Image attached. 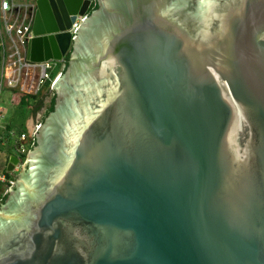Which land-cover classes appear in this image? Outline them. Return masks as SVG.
Segmentation results:
<instances>
[{
    "label": "water",
    "instance_id": "1",
    "mask_svg": "<svg viewBox=\"0 0 264 264\" xmlns=\"http://www.w3.org/2000/svg\"><path fill=\"white\" fill-rule=\"evenodd\" d=\"M97 3L36 0L27 58L66 69L0 264H264V0Z\"/></svg>",
    "mask_w": 264,
    "mask_h": 264
},
{
    "label": "built area",
    "instance_id": "2",
    "mask_svg": "<svg viewBox=\"0 0 264 264\" xmlns=\"http://www.w3.org/2000/svg\"><path fill=\"white\" fill-rule=\"evenodd\" d=\"M37 12L36 0H0V129L6 117L2 95L16 91L26 96H41L46 99L55 95L54 85L62 77L66 62H31L27 58L28 45L33 39V25ZM85 17H77L69 33L72 39ZM57 64V68H56ZM62 65L59 67V65ZM51 97V98H50ZM42 123L33 125L31 132L20 135L17 151L23 156L36 144V132ZM12 134V133H11ZM14 179L0 176L6 194L13 186Z\"/></svg>",
    "mask_w": 264,
    "mask_h": 264
},
{
    "label": "rangeland",
    "instance_id": "3",
    "mask_svg": "<svg viewBox=\"0 0 264 264\" xmlns=\"http://www.w3.org/2000/svg\"><path fill=\"white\" fill-rule=\"evenodd\" d=\"M23 1H28L29 2L31 0H23ZM61 66L62 65L60 64L59 67H61ZM57 67L58 66L56 64V68ZM10 97H11V95L8 94V93H4L2 95V99L7 102L6 105H4V106L6 108H9V112L11 111L10 114H13V113H15V109H11L10 105L9 106L7 105L8 104V100L10 99ZM49 103H50V99L49 98L44 99V107L40 111V113H38V115L36 117H33V116L29 117V119H28V127L29 128H32L33 125L36 124L37 122L43 123V119H44L46 111H47V109L49 107ZM24 116H26V113H23V111L17 114L15 128L13 130V133L10 134V136H8L7 140H6V138H4V136L6 137V135H4V130H2V129L0 130V139H4L3 143H5L3 147L0 146V150L1 151L3 150L5 152H7V153H11V155L17 156L19 158V160H20V164H21L20 168H16L13 174H9L10 177L15 180L14 183L18 179L20 173L22 172V170H23V168L25 166V163L27 161V157H28V153H27L25 158L22 159V156L18 153L17 149L15 150L16 144H18L20 135L23 132L21 124H22V121L24 119ZM8 125H9V123H8ZM6 126H7V124H6ZM30 152H32V150ZM6 161H7V158H5L3 160L2 156L0 155V171H1V173H4L5 171H7L6 170L7 166H5ZM8 193H9V191H8ZM5 194H6V189H4L2 192H0V202L6 196Z\"/></svg>",
    "mask_w": 264,
    "mask_h": 264
},
{
    "label": "trees",
    "instance_id": "4",
    "mask_svg": "<svg viewBox=\"0 0 264 264\" xmlns=\"http://www.w3.org/2000/svg\"><path fill=\"white\" fill-rule=\"evenodd\" d=\"M98 6L97 0H95V6L93 8L92 11L96 10ZM8 94L11 95L9 102H10V106L12 108L15 109V115L17 116L18 113L22 112L26 113V116H24V119L22 121V130L23 132L21 134L27 133V127H26V120L30 117H36L38 115V113H40V111L43 109L44 107V98H42L41 96H26V95H22L16 91H8ZM56 96L54 95L49 103V107L46 111L45 117L43 119V121L48 117L49 114L53 113L55 110V98ZM28 115V116H27ZM15 123L13 122L11 124H9L7 126V132H6V137L9 136V133L14 130L15 128ZM1 142V140H0ZM35 146H37V144H35ZM16 149V147H15ZM26 155L22 156V159L25 158ZM7 170V169H6ZM4 176H6V178L8 180H12V178L10 177L9 173H7V171L4 172ZM5 189L4 185H2L0 183V192H2ZM9 197V194H7L2 201L0 202V208L1 206L5 203V201L7 200V198Z\"/></svg>",
    "mask_w": 264,
    "mask_h": 264
},
{
    "label": "crops",
    "instance_id": "5",
    "mask_svg": "<svg viewBox=\"0 0 264 264\" xmlns=\"http://www.w3.org/2000/svg\"><path fill=\"white\" fill-rule=\"evenodd\" d=\"M2 102H3V107L5 108V111H6V117H5V120H4V123L2 124V126H3V129L2 130H4V135H6V132H7V126H8V123L9 124H11V123H13V122H16V115H15V113H13V114H10L11 113V111L9 112V108H6L4 105H6V101L5 100H3L2 99ZM8 106L10 105V102H9V100H8V104H7ZM11 107V106H10ZM11 109H14V108H12L11 107ZM16 112V111H15ZM10 114V115H9ZM29 119V118H28ZM28 119L26 120V127H27V131L28 132H31L32 131V129H33V127L32 128H29L28 127ZM9 121V122H8ZM6 124H7V126H6ZM1 130V129H0ZM11 133H13V130L9 133V136H10V134ZM4 138H6V140L8 139V137H5L4 136ZM1 140V142H0V146L1 147H3L4 146V144L5 143H3V140L4 139H0ZM17 146H18V144H16V149H17ZM15 149V150H16ZM0 155L2 156V158H3V160L5 159V158H7V161H6V164H5V166H7V163H8V160H9V156L11 155V153H7V152H5V151H1L0 150ZM0 176H4V173H1V171H0Z\"/></svg>",
    "mask_w": 264,
    "mask_h": 264
}]
</instances>
